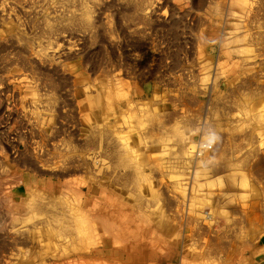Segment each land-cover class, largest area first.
Wrapping results in <instances>:
<instances>
[{
  "label": "rangeland",
  "instance_id": "rangeland-1",
  "mask_svg": "<svg viewBox=\"0 0 264 264\" xmlns=\"http://www.w3.org/2000/svg\"><path fill=\"white\" fill-rule=\"evenodd\" d=\"M228 1L147 0L140 9L135 0H0V264H22L23 258L37 253L47 259L44 264H78L64 263L69 248L57 246L55 256L46 254L55 253L54 247L49 250L55 229L42 226V217L28 209L12 210L18 190H25V173L44 181L45 189L73 179L80 180L77 185L86 195L89 185L96 188L101 179L115 187L101 142L96 150L80 149L87 135L81 125L79 89L87 95L103 93L106 102L94 131L96 126L106 128L123 142L128 139L132 158L146 169L141 187L124 191L131 202L140 191L146 195L144 185H153L156 176L163 180L154 203L145 208L151 219L183 215L190 196V215L215 209L218 198L229 196L224 180L230 172H218L223 169L224 142L227 162L238 163L249 151L251 163L264 155V124L257 119L264 113V48L255 41L258 31L264 33V0H249L251 11L230 16ZM84 6L92 14L89 28L75 20ZM23 38L37 40L32 56L36 71L25 63L31 53ZM35 86L39 90L34 91ZM48 102L55 105L49 108ZM158 102L166 115L171 114L169 124L177 128L176 135L165 128L163 140L158 133L155 140L150 136L147 123L137 124L134 111H147ZM209 129L219 139L195 168L189 162L190 148ZM140 136L141 142L134 144L133 138ZM144 151L162 164L161 170L144 165ZM74 158L76 165L66 169ZM243 171L238 180L245 176L261 192L255 176ZM208 182L210 186L201 185ZM251 186L233 189L244 194L241 202L248 206ZM166 204L172 205L167 209ZM213 217L205 222L213 232L229 226L224 218ZM94 228L100 230L97 221ZM97 232L95 246L77 247L71 253L99 251L108 264H132L108 256L103 240L108 235ZM159 264L167 263L164 259Z\"/></svg>",
  "mask_w": 264,
  "mask_h": 264
},
{
  "label": "bare ground",
  "instance_id": "bare-ground-1",
  "mask_svg": "<svg viewBox=\"0 0 264 264\" xmlns=\"http://www.w3.org/2000/svg\"><path fill=\"white\" fill-rule=\"evenodd\" d=\"M146 1L135 0L140 9L144 8L147 4ZM218 3H216L217 7L215 6L217 12ZM228 3L230 6L228 8L229 16L230 14L235 15V12L240 10H252L249 0H229ZM75 20H81V25L86 28L92 27L91 10L84 6L81 14L76 16ZM262 24H264V20ZM9 27L7 26L6 29L8 30ZM49 28L52 30L51 25ZM256 35L255 41L264 48V33L258 31ZM36 38L33 40L22 39V42L30 48L31 53L24 57L25 63L30 64V69L33 71H36L32 63V56L36 52L37 40L34 41ZM33 90L37 91L39 88L35 86ZM78 92L81 95L78 100L82 110L81 125L85 135H87L83 144L80 145V149L82 151L96 150L97 141L101 142L100 147L103 149V156L111 161L113 167L114 179L112 181L115 187H111L106 180L101 179L96 188L89 185L86 195L78 186L80 180L73 179L65 181L64 184L57 182L56 185H46L45 189L43 188L44 181L39 180L38 177L33 180L25 173L23 175L24 180H22L25 184V190L21 192L18 190L17 199L12 204L14 205L12 210L21 213L24 209H28L30 212H35L42 217L39 220L42 226L50 225L55 229L51 230L55 241H52L51 246H49V250L55 248V253L47 252L46 254H54L55 256L57 246H61L70 249L66 253L67 259L64 263L77 261L78 264H108V261L100 256L99 251L93 255L84 252H82L83 254L80 253L81 255L71 253L73 252L71 250H76L77 247L86 249L88 245L95 246L98 242L97 231L102 230L108 235L107 238L103 239L107 255L118 260H127L132 264H149V262L153 264L152 260H157L154 264H159L164 259L167 264L170 262H178V264H264V185L261 186L256 180L259 178L264 183V155L259 154L258 160L251 163L250 156L253 151H249L238 163L227 162L229 160L228 150L224 142V148L220 150L223 169L218 172H230L227 179L224 180L231 190L229 196L225 200L218 198L215 209H205L197 215H190V196L189 204L185 206L183 215H176V217H165L164 215L161 216V221L158 218L151 219L145 214V208L146 210L149 209L148 204L154 203V198L161 191L159 185L163 180L157 174L156 179L152 178L153 185L150 183L144 185L143 191L146 192V195H142L140 191L138 196L134 197V202H131L132 198L129 199L124 191L129 192V187L132 185L140 188L142 180H147L146 169H143L140 163L132 158L129 143L126 141L128 139L123 142L119 135L114 134L115 137L106 128L99 129L96 126L94 131L93 125L100 117L101 106L106 102L103 93L98 91V93L87 95L83 89H79ZM49 95V99L52 100V94L49 93ZM54 105L55 103L48 102L49 108ZM112 105L116 111L117 106ZM134 111L136 112V123L142 125L147 123L148 133L154 140L157 133L160 135L159 138L163 140L167 127H170L169 133L176 135L177 128L175 125L169 124L171 114H165L161 102L156 103L147 111L143 112L140 108ZM257 119L264 124V113H258ZM141 140V136L133 138V143L138 145ZM201 142L190 148L189 162L195 168L201 160L207 159V155L213 151H210L211 149L202 150ZM240 147L236 146V148ZM142 159L145 161L144 165L149 167L152 165L159 170L162 169V164L155 162L149 151L143 152ZM72 160L65 164L66 169H68L66 165H71L73 162L76 165V158ZM152 170L153 168H151ZM118 171L124 176L121 177ZM239 171L248 172L250 177L254 175L257 188L261 192H258L245 176L238 180ZM189 185L188 188H191L192 191L193 181ZM201 185L210 186V183H202ZM249 186L252 189L253 200L248 206L245 202H241L245 197L244 194H238L233 189H235L234 187L248 188ZM56 194L62 195L55 197ZM200 201L202 205L205 204L203 199ZM171 205L166 204V208L169 209ZM223 207L229 211L223 212ZM214 214L229 222V226L221 233L213 232L211 227L205 225L206 221L214 218ZM96 221L100 225V230L94 228ZM22 244H27L25 239ZM38 256L39 253L29 257L31 264H36L37 260L38 264L46 262L47 259L43 255ZM23 257H25L24 254ZM29 258H23L19 262L22 264L30 263ZM56 262L59 263L60 260Z\"/></svg>",
  "mask_w": 264,
  "mask_h": 264
},
{
  "label": "clouds",
  "instance_id": "clouds-1",
  "mask_svg": "<svg viewBox=\"0 0 264 264\" xmlns=\"http://www.w3.org/2000/svg\"><path fill=\"white\" fill-rule=\"evenodd\" d=\"M219 137L214 130H207L201 142L202 150H210L218 141Z\"/></svg>",
  "mask_w": 264,
  "mask_h": 264
}]
</instances>
